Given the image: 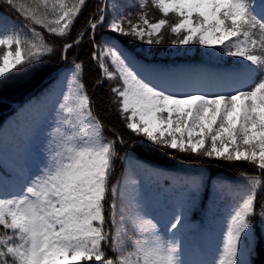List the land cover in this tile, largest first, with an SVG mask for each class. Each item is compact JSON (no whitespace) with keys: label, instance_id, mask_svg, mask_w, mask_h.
Here are the masks:
<instances>
[{"label":"snow or ice","instance_id":"1","mask_svg":"<svg viewBox=\"0 0 264 264\" xmlns=\"http://www.w3.org/2000/svg\"><path fill=\"white\" fill-rule=\"evenodd\" d=\"M86 3L0 0V8L18 17L8 23L0 16V84L42 71L57 49L37 26L64 39ZM136 6L135 18L117 10L109 19L107 5L98 8L61 46L60 59L67 61L69 50L92 33L90 42L98 49L92 59L101 71L97 84L117 81L111 102L131 136L147 146L244 161L258 170L251 176L242 172L243 184L220 180L215 185L218 194L242 190L243 195L230 202L213 258L198 262L252 264L255 225L264 224V0H137ZM150 7L162 18L150 19ZM101 27L148 45L163 43L168 30L172 45L203 46L234 58L235 65L222 76L224 91L170 92L141 76L115 44H97ZM82 73L75 60L64 72L65 90L35 171L22 174L17 191L0 188V264H189L179 238L182 207L162 225L127 182L123 188L119 179L113 182L128 142L94 113ZM165 179L192 201L203 184L199 176Z\"/></svg>","mask_w":264,"mask_h":264},{"label":"trees","instance_id":"2","mask_svg":"<svg viewBox=\"0 0 264 264\" xmlns=\"http://www.w3.org/2000/svg\"><path fill=\"white\" fill-rule=\"evenodd\" d=\"M71 2L73 0H69V3ZM101 3V0H87L86 7L75 22L71 34L64 39L51 36L37 26V30L43 32L46 42L57 49L56 55L46 63L43 70L39 73L0 84V188L6 187L8 191H17V189L13 188L10 178L13 176V179H16L24 169L23 165L19 166L13 161L14 156L9 159L6 155H3L1 149L7 145L5 150H8V153L17 154L19 140H25L26 138V135H23L24 128L34 122L33 111L37 112L42 107H53L51 117L55 124L56 112L54 109L58 106L57 102L65 90L63 83L64 72L66 69L71 68L75 60L83 65L82 81L93 101L94 113L102 119L106 129L111 128L121 132L128 142L121 152V156H126L127 158L117 162L113 182L119 179L122 188L125 182L131 180L147 182L150 189L160 194L161 205L159 209L162 211L161 213L165 209L167 210L166 218L170 219L172 212L182 207L183 225L179 230V234L184 241L189 240L190 235L193 232H197L200 226L207 227L209 218L213 216L224 214L222 219L225 229V219L230 210V202L233 198L239 199L243 195V191L234 192L231 196L227 193L218 194L215 185L220 180L243 184L244 181L240 175L242 172L251 176L258 174V170L244 161L226 162L180 153L179 151L162 147L147 146L131 136L124 129V122L116 111L115 106L112 105L113 94L111 86L107 81L97 84V81L101 78V71L97 62L92 59L93 51H97V47L90 42L92 33L86 34L78 47L69 50L67 61L60 59L61 46L64 43L71 42L76 34L84 28L89 17L97 13ZM136 4V1H132L124 8V12L133 13L135 18V14L139 12ZM148 12L150 19L162 18L158 10L154 8L150 7ZM0 16H4L9 23H13V21L18 19L15 13L3 8H0ZM171 38L173 37L169 31L165 30L162 46H164L163 44H168ZM95 39L97 44H101L104 40H118L127 48H133V44L138 45L140 43L139 40H133L131 37L113 34L106 27L97 29ZM127 39H131V41L128 42ZM135 54L141 56V53L136 50ZM157 60L165 62V59ZM178 60L172 59V62L175 63ZM15 103L18 105H15ZM44 129L47 131V128ZM9 135H14L16 138L10 141L13 143L6 140ZM105 136L108 139L112 138L111 133L107 131H105ZM10 145H13L14 148H10ZM22 161L24 164L29 165L31 169H34L36 164L40 162L29 157H23ZM146 176L148 179L145 178ZM175 176H199L203 179L200 192L194 201L189 200L182 189L165 179V177ZM261 197L264 198V192H261ZM195 223L198 224V227L194 226ZM254 230L257 242L255 251L250 259L252 264H264L263 224L257 223Z\"/></svg>","mask_w":264,"mask_h":264},{"label":"rangeland","instance_id":"3","mask_svg":"<svg viewBox=\"0 0 264 264\" xmlns=\"http://www.w3.org/2000/svg\"><path fill=\"white\" fill-rule=\"evenodd\" d=\"M132 1L137 2V0H101V7L107 5L106 12L109 19H111V17L116 14L117 10L124 13V8ZM113 5H115V7H113ZM127 40L128 42L131 41V39ZM106 41L115 44L116 47L128 57L135 70L148 82L170 92L211 94L224 91L227 82L222 79V76L235 65L234 58L212 54L211 50L198 45L174 46L169 42L162 46V43L159 45H148L140 42L138 45L133 44V48H127L118 40H104L101 45ZM135 50L139 51L141 56L136 55ZM177 58L181 59L178 60ZM157 59H165V62H161ZM172 59H176L178 62L174 63ZM107 82L111 88L117 83V81ZM52 108L51 106L47 108L42 107L39 110L36 109L38 110L37 112H32V115H34V122H31L24 128L23 135H26V138L25 140H19V147L17 148L16 155L15 153L10 154L8 150H5L7 145L1 149L3 155H6L9 159H12L14 156L15 158L13 161L19 166L23 165L24 169L21 175L14 179V181L10 180L13 182L14 188H18L22 183L21 177L25 171H35V168L31 169L29 165L24 164L22 161L23 157L39 159L40 161L43 159L42 153L48 140V134L46 133L43 135V130H41L40 133L39 128L49 127L47 131L50 133L54 126V123L51 122ZM15 139L14 135L6 137V140L9 142ZM10 148H14V146L10 145ZM11 178H13V176H11ZM145 178L148 179L147 176ZM131 181L127 182L128 189H134L135 192L139 194L141 200L148 206L151 214L160 220L162 225L167 224L170 220L169 218L165 219L167 210L161 213L162 211L159 209V205H161L160 194L150 189L147 182L143 183L135 180V185H132ZM222 216H224V214L209 218V225L207 227L200 226L197 232H193L190 235L189 240H182L179 234L183 248L182 258L188 261L189 264H198L200 261L213 258V254L222 239L224 231ZM194 226L198 227V224L195 223ZM165 235L170 237L171 232ZM242 258H246L245 255H242Z\"/></svg>","mask_w":264,"mask_h":264},{"label":"bare ground","instance_id":"4","mask_svg":"<svg viewBox=\"0 0 264 264\" xmlns=\"http://www.w3.org/2000/svg\"><path fill=\"white\" fill-rule=\"evenodd\" d=\"M178 62V61H177Z\"/></svg>","mask_w":264,"mask_h":264}]
</instances>
